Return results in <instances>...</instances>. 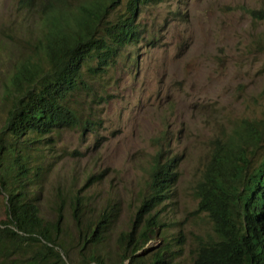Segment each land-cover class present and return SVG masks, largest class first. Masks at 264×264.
Returning <instances> with one entry per match:
<instances>
[{
    "label": "trees",
    "instance_id": "1",
    "mask_svg": "<svg viewBox=\"0 0 264 264\" xmlns=\"http://www.w3.org/2000/svg\"><path fill=\"white\" fill-rule=\"evenodd\" d=\"M115 1L78 0L73 10H55L53 1L42 4L40 14L50 21L45 38L37 42L45 66L21 63L15 69L11 83L16 87L0 116V264H264V131L256 120L243 118L227 136L209 139L207 158L191 188L192 212L206 217L210 229L193 234L186 252L182 227L166 228L158 207L174 201L177 180L176 161L164 157L161 146L123 229L111 231L120 199L88 185L55 186L44 203L52 219L44 217L38 195L52 170L44 150L58 149L55 136L62 129L94 132L91 106L86 104L80 115L69 96L83 91L104 100L107 95L93 89L95 77L137 40L135 18L142 6L160 0H125L120 12L106 18ZM17 6L39 16V0H17ZM64 209L73 222L68 232L61 229Z\"/></svg>",
    "mask_w": 264,
    "mask_h": 264
},
{
    "label": "rangeland",
    "instance_id": "2",
    "mask_svg": "<svg viewBox=\"0 0 264 264\" xmlns=\"http://www.w3.org/2000/svg\"><path fill=\"white\" fill-rule=\"evenodd\" d=\"M47 1L55 10H73L78 0H39V16L18 9L17 0H0V116L16 87L11 83L15 69L21 63L45 66L37 42L50 25L40 14ZM123 3L116 0L106 18L120 12ZM135 21L137 40L94 79L93 89L107 95L104 100L83 91L69 96L80 115L86 104L91 106L94 132L62 129L55 136L58 149L44 150L52 170L38 205L52 219L44 203L55 186L88 185L120 199L111 230L119 231L143 193L152 155L161 146L163 156L177 160L174 201L162 207L161 215L169 229L182 227L186 252L193 234L210 229L206 217L192 212L191 188L207 158L209 139L227 136L243 118L263 124L264 131V0H160L144 4ZM63 218L61 229L68 232L73 222L66 209ZM171 230L166 233L174 234Z\"/></svg>",
    "mask_w": 264,
    "mask_h": 264
},
{
    "label": "clouds",
    "instance_id": "3",
    "mask_svg": "<svg viewBox=\"0 0 264 264\" xmlns=\"http://www.w3.org/2000/svg\"><path fill=\"white\" fill-rule=\"evenodd\" d=\"M125 1V0H124ZM123 7H124V3H123ZM162 149V148H161ZM164 157H168V156H164ZM170 157H173L174 158V160L175 161H177L176 159H175V157L174 156H170ZM176 166H177V164H176ZM144 188H145V186H144ZM143 192H144V190H143ZM142 195V194H141ZM140 198V197H139ZM164 206V205H163ZM162 205H159L158 207H161V209H160V213H162V207H163ZM162 220H163V218H161ZM163 222L165 223V226H166V228H168V224H167V222H165L164 220H163ZM170 226H171V224H170ZM176 230H178V229H176ZM175 230V231H176ZM183 257H184V255H182L180 258H179V261H181L182 259H183ZM174 260H175V258H174Z\"/></svg>",
    "mask_w": 264,
    "mask_h": 264
}]
</instances>
